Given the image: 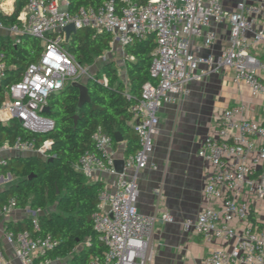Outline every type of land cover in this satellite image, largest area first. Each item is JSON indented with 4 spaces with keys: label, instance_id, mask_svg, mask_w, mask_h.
Segmentation results:
<instances>
[{
    "label": "built area",
    "instance_id": "2783aa9c",
    "mask_svg": "<svg viewBox=\"0 0 264 264\" xmlns=\"http://www.w3.org/2000/svg\"><path fill=\"white\" fill-rule=\"evenodd\" d=\"M24 25L8 26L14 42L28 34L41 41L42 51L29 64L20 79L5 86L0 102V124L13 120L33 134H45L54 122L43 115L50 95L67 84L96 77L90 65L79 63L58 31L73 23L77 29L111 34V43L126 47L150 34L155 36L150 74L140 97L130 106L131 126L137 135L138 148L123 157L124 167L116 172L113 137L98 127L92 140L98 153L84 152L76 168L87 178L96 173L113 176L112 192L101 191L93 226L106 250L101 259L90 264H151L154 249L150 242L157 221L171 222L169 213L149 215L138 211V173L147 167L153 151V134L159 124L158 112L163 102H175L189 93V84L218 71H233V84L252 95L264 96V60L253 53L264 48V0H238L227 9L221 0H105L96 7L68 11L66 0H26L18 15ZM228 29V45L219 53L210 50L217 39L216 28ZM6 25L0 20V28ZM197 39L199 42H196ZM7 63L0 50V85L6 77ZM104 79V78H103ZM249 105L242 103L225 108L218 117L217 136L201 144L198 156L213 166L203 189V206L194 221L183 222L210 243L222 240L229 248H215L206 264H264V228L250 216L254 210L241 195L253 191L264 198V125L248 116ZM140 120L136 124V120ZM50 142L36 137L17 136L0 142V169L14 154L50 157ZM105 205L107 207L105 208ZM217 205V206H215ZM17 207L10 197L0 208V219ZM32 228L3 232L5 241L14 246L21 264H51L47 253L55 247L51 234H34L40 230L34 211ZM255 219V216H254ZM0 264H12L0 243Z\"/></svg>",
    "mask_w": 264,
    "mask_h": 264
},
{
    "label": "trees",
    "instance_id": "16d2710c",
    "mask_svg": "<svg viewBox=\"0 0 264 264\" xmlns=\"http://www.w3.org/2000/svg\"><path fill=\"white\" fill-rule=\"evenodd\" d=\"M68 11L76 12L80 7H96L105 0H66ZM117 4L119 0H114ZM26 0H17L11 14L0 13V20L6 25L19 24L18 15ZM83 31V32H82ZM18 42L0 40V50L7 63L6 77L0 85V102L6 85L17 82L25 68L35 62L42 51L39 39L28 34L19 36ZM112 40L109 33H94L89 28L79 29L64 45L83 65H90L96 57L109 50ZM154 34L141 41H134L125 47L128 56L125 66L126 78L121 79L116 63L107 60L102 64L99 76L87 82L90 102L78 108L79 90L67 84L65 88L50 95L49 112L53 128L45 134H33L22 127L17 120L7 125L0 124V142L36 137L39 142L48 140L50 157L37 156L13 158L8 161L10 173L19 178L17 183L0 192V208L10 197H14L17 207L29 206L37 215L40 230L34 234H51L55 247L47 257H70L68 264H90L92 258L101 259L106 247L101 242L93 226L92 215L98 209L103 183L87 179L77 168L79 157L86 151L98 153L92 134L100 127L113 137L119 133L126 142L125 155L138 148L137 135L131 126L130 106L136 101L143 85L153 77L150 66L155 50ZM77 116V119L74 117ZM255 221L254 216H250ZM31 218L20 224H10L7 230H31Z\"/></svg>",
    "mask_w": 264,
    "mask_h": 264
},
{
    "label": "crops",
    "instance_id": "0c3cea01",
    "mask_svg": "<svg viewBox=\"0 0 264 264\" xmlns=\"http://www.w3.org/2000/svg\"><path fill=\"white\" fill-rule=\"evenodd\" d=\"M237 1L221 0L227 9L234 8ZM16 2L0 0V13L11 14ZM18 21L20 25L25 23L24 17ZM216 32L217 39L211 49H200L199 53L217 54L228 45L227 27L220 26ZM7 39L14 41L8 26L0 28V40ZM253 53L264 60V48L258 47ZM242 103L249 105L248 116L264 125V96L252 95L247 89L236 87L233 71L226 70L191 82L187 95L161 104L159 124L153 134V151L147 167L138 173L136 203L141 213H169L172 217L171 222L157 221L153 226L150 242L154 259L151 264H206L205 259L213 249L229 248V243L222 240L207 243L192 229L185 231L183 222L194 221L201 211L203 189L213 170L209 162L198 156V150L207 139L217 136L218 117L222 111ZM125 147V141L113 145L114 160L126 156ZM92 180L103 183L102 191L112 192L113 176L96 173ZM241 200L249 201L255 220L264 228V198L259 199L253 191L246 190ZM34 215L29 206L16 207L0 219V243L12 264L21 263L14 255V246L5 241L3 232L8 225L20 224ZM65 259L53 258L51 264H68Z\"/></svg>",
    "mask_w": 264,
    "mask_h": 264
},
{
    "label": "rangeland",
    "instance_id": "374dc122",
    "mask_svg": "<svg viewBox=\"0 0 264 264\" xmlns=\"http://www.w3.org/2000/svg\"><path fill=\"white\" fill-rule=\"evenodd\" d=\"M110 45L111 47L109 50H106L102 56L96 57L93 63L90 64L91 73L94 76H99L100 79H103V75L101 73L102 64L107 60H112L116 63L119 77L121 79H125L127 74L125 61L128 58L132 59V56H128L127 52L125 51V47H122L120 44L110 42ZM42 114L46 115L44 113ZM8 174H10L11 176L9 177ZM0 177L3 178V181L0 182V190L7 188L14 183H17L19 180L18 177L10 173L9 167L0 169ZM64 261L68 263L70 261V257H66Z\"/></svg>",
    "mask_w": 264,
    "mask_h": 264
},
{
    "label": "water",
    "instance_id": "95a60500",
    "mask_svg": "<svg viewBox=\"0 0 264 264\" xmlns=\"http://www.w3.org/2000/svg\"><path fill=\"white\" fill-rule=\"evenodd\" d=\"M79 29H77L75 27V25L73 23L66 25L65 27L61 28L58 32L59 33H64L65 34V38L66 40H69L70 36L72 34H75L78 32ZM89 78L84 79L83 81L80 82H72L71 85L75 86L78 90H79V96H78V103L77 106L78 108H81L85 103L90 102V96L88 93V88H87V82H88ZM43 113H48L49 112V106H45L42 109ZM75 119H77V116L74 117ZM136 124L140 123V120H136L135 121ZM114 140L116 143H122L123 142V138L121 137V135L119 133H116L114 135ZM33 155H28V154H14L12 156H10L8 158V160H11L13 158H29ZM114 166H115V170L118 173H121L123 171V167H124V160L123 159H116L114 160ZM8 176L10 177L11 175L8 174ZM3 181V178L0 177V182ZM4 189L0 190V192H2Z\"/></svg>",
    "mask_w": 264,
    "mask_h": 264
}]
</instances>
